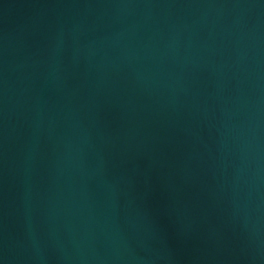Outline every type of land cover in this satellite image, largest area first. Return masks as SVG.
<instances>
[{
    "label": "water",
    "instance_id": "1",
    "mask_svg": "<svg viewBox=\"0 0 264 264\" xmlns=\"http://www.w3.org/2000/svg\"><path fill=\"white\" fill-rule=\"evenodd\" d=\"M0 264H264V0H0Z\"/></svg>",
    "mask_w": 264,
    "mask_h": 264
}]
</instances>
